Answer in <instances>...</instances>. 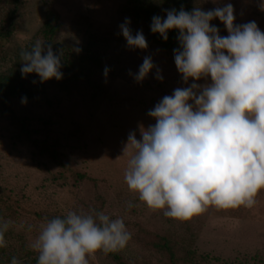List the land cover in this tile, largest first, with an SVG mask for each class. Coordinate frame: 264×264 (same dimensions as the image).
I'll list each match as a JSON object with an SVG mask.
<instances>
[{"label":"rangeland","instance_id":"374dc122","mask_svg":"<svg viewBox=\"0 0 264 264\" xmlns=\"http://www.w3.org/2000/svg\"><path fill=\"white\" fill-rule=\"evenodd\" d=\"M232 3L235 24L255 21L264 31V11L259 0H205L208 8ZM54 11L60 21L58 39L73 50L89 36L105 40L108 72H99L93 84L64 88L53 78L42 83L32 101L13 99L11 109L25 118L30 140L18 134L9 115H0V221L10 222L9 240L31 245L45 217L51 214L104 212L122 218L132 238L120 250L139 264H159L161 256L151 245L156 235L174 240L178 248L208 255L200 264H264V189L253 207L217 208L180 221L149 209L129 191L124 180L131 150L125 154L128 136L155 124L149 110L176 88L192 83H211L210 77L184 82L172 57L151 42L144 30L124 11V0H26L23 16L6 44L12 50L27 44L37 33L44 9ZM130 19L132 34L142 31L146 49L130 48L120 25ZM228 35L225 30L224 36ZM145 57L154 68L142 80L135 79ZM10 65L0 58V71ZM157 71L163 79H157ZM44 142L57 152L53 161L35 147ZM131 203L133 206L128 207ZM89 264H109L100 253L88 257Z\"/></svg>","mask_w":264,"mask_h":264},{"label":"clouds","instance_id":"9594fccd","mask_svg":"<svg viewBox=\"0 0 264 264\" xmlns=\"http://www.w3.org/2000/svg\"><path fill=\"white\" fill-rule=\"evenodd\" d=\"M259 7L264 11V0ZM214 19L228 35L210 24ZM234 22L232 3L152 17L151 31L164 40L170 30L179 31L174 61L184 82L211 80L165 95L148 112L155 124L141 127V139L135 132L128 136L126 185L149 209L164 210L165 217L190 220L208 206L251 208L264 189V31L255 21ZM130 23L126 18L119 26L128 47L146 49L143 32L133 35ZM20 57L22 76L35 73L41 82L62 78L61 55L50 44L45 50L37 40ZM154 67L145 57L135 79L142 81ZM156 78L163 79L159 71ZM9 225L0 222V248L6 247ZM131 238L122 218L69 211L48 220L31 247L38 253L37 264H89L90 255L122 250ZM10 264L19 262L13 257Z\"/></svg>","mask_w":264,"mask_h":264},{"label":"trees","instance_id":"16d2710c","mask_svg":"<svg viewBox=\"0 0 264 264\" xmlns=\"http://www.w3.org/2000/svg\"><path fill=\"white\" fill-rule=\"evenodd\" d=\"M26 0H0V58L9 60L10 65L0 71V115L8 114L11 123L18 127V134L27 139H31V131L26 127L25 118H18L11 109L10 102L13 99L20 101H32L38 97L42 91V83L37 74H27L22 76L20 69L23 62L20 60L22 50H30L37 40L44 42L45 50L47 45H51L53 52L61 55L62 78L57 80L59 86L64 88L78 87L84 84H93V77L108 69L104 57L105 40L95 36H89L84 44L77 50L63 44L58 39L60 21L57 14L50 8L44 9V16L40 28L36 35L24 46L16 47L12 50L6 48L13 33L18 27L23 16ZM202 10H210L205 4V0H124V11L131 18L132 22L140 26L146 33L148 39L165 50L174 61V49L180 48L177 39L178 30H170L167 40H164L159 33L151 31L153 16L166 18V10L183 8L192 11L195 7ZM211 25L219 29V34L224 36L225 25L214 19ZM42 54H46L42 53ZM175 62V61H174ZM35 81V83H33ZM33 144L43 154H47L51 160H57V152L49 145L36 140ZM66 215L51 214L45 217V221L55 217L63 218ZM1 222V221H0ZM8 232L5 233L6 247L0 248V264H10L15 257L19 264H37V255L34 254L23 240H9ZM153 250L161 256L159 264H200L208 260L209 256L197 255L192 249H179L174 240L165 235H156L151 241ZM100 253L109 264H139L126 257L120 250L111 253ZM89 261V259H88ZM143 264V263H142ZM146 264V263H145Z\"/></svg>","mask_w":264,"mask_h":264}]
</instances>
